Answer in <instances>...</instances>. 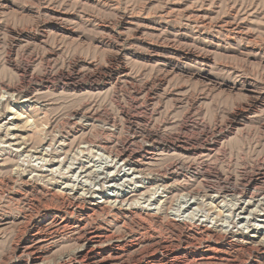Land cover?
Wrapping results in <instances>:
<instances>
[{
	"label": "rangeland",
	"instance_id": "1",
	"mask_svg": "<svg viewBox=\"0 0 264 264\" xmlns=\"http://www.w3.org/2000/svg\"><path fill=\"white\" fill-rule=\"evenodd\" d=\"M34 186L110 208L66 214L39 264H65L80 219L120 264H264L232 244H264V0H0V264L36 263L33 204L60 206Z\"/></svg>",
	"mask_w": 264,
	"mask_h": 264
},
{
	"label": "bare ground",
	"instance_id": "2",
	"mask_svg": "<svg viewBox=\"0 0 264 264\" xmlns=\"http://www.w3.org/2000/svg\"><path fill=\"white\" fill-rule=\"evenodd\" d=\"M12 91V90H11ZM13 96V95H12ZM25 97H27L25 95ZM28 100V99H27ZM12 141V140H11ZM12 143V142H11ZM105 147V146H104ZM16 148V147H15ZM120 154V153H119ZM125 155H120L119 158H123ZM125 159V158H124ZM123 159V160H124ZM127 159V158H126ZM122 160V161H123ZM134 160V158H133ZM116 161V160H115ZM138 162V161H137ZM129 163V162H128ZM140 163V162H139ZM126 165V164H125ZM131 166L132 168V164H128ZM82 168V167H81ZM115 168V167H114ZM136 169V168H135ZM82 171V170H81ZM136 171V170H135ZM77 172V171H75ZM74 172V173H75ZM80 172V171H78ZM106 172V171H105ZM129 172V171H128ZM87 173V171H86ZM103 173V172H102ZM77 174V173H76ZM96 174V173H95ZM139 174V173H138ZM255 174V172H254ZM82 175V174H81ZM91 175V174H90ZM137 175V174H135ZM100 176V175H99ZM92 178V177H91ZM248 178V177H247ZM250 179V178H249ZM95 180V179H94ZM255 180V179H254ZM52 181V180H51ZM138 181V180H137ZM248 181V180H247ZM250 181V180H249ZM112 182V181H111ZM111 184V183H110ZM245 185V184H244ZM40 186V185H39ZM65 186V185H64ZM66 187V186H65ZM74 187V186H73ZM117 187V186H116ZM42 188V187H41ZM170 188V187H169ZM236 188V187H234ZM251 188V187H250ZM63 189V188H62ZM73 189V188H71ZM171 189V188H170ZM226 189V188H225ZM257 189V188H255ZM262 189V188H261ZM31 191V189H29ZM33 192H36V193H41V198H43L42 201H51V202H58L59 203V206L60 207H56L54 209H51V208H48V206H51L53 207L52 205H50L48 202L47 206L45 207V205L41 204L39 205L38 202L34 203V205H38L37 207H35V217L37 219V221H32V218L33 216H31V218H29V222H30V225H31V230H32V233L29 235L28 239L23 243L22 245V251L25 252L26 254H29L32 258V260L36 263H38L37 261H42L44 258H43V248H42V244L44 243V241L46 239H48L49 237H52L53 235H56L58 234L60 231L64 230L65 228H67L69 225V219L67 220L65 218V215L68 214L69 212L70 213H75L77 214V216L79 218H83L84 216H88L89 213L93 214V213H96V212H104V211H109L110 208L106 205V204H102L100 205L99 203H94L93 201L90 200V204H89V208L88 209H83L82 208V205L81 202L84 201L81 197H78L73 194H68L67 192H63L58 194L56 193H52L51 190L49 193V191L47 190H43V189H39L38 187H33ZM54 190V189H53ZM74 190V189H73ZM69 191V190H68ZM260 191V190H259ZM54 192V191H53ZM70 192V191H69ZM72 192V191H71ZM70 192V193H71ZM78 192V191H77ZM233 194L235 193L234 191H231ZM81 193V192H79ZM169 193V192H168ZM187 193V192H186ZM218 193V192H217ZM242 193V192H241ZM96 194V193H95ZM118 195H113V196H110L111 198L114 199L113 202H121L124 200H126L125 197V194H119L117 193ZM204 194V193H203ZM208 194V193H207ZM252 194H255L252 193ZM258 195V193H256ZM191 195V194H190ZM194 195V194H193ZM210 195V194H209ZM216 195V194H215ZM232 195V194H230ZM240 195V194H239ZM256 195V196H257ZM71 196V197H69ZM81 196V194L79 195ZM183 196V195H182ZM194 197V196H192ZM85 198V196H84ZM109 198V197H108ZM187 198V197H186ZM112 199V200H113ZM189 199V198H188ZM199 199V198H198ZM209 199V198H208ZM40 200V199H39ZM185 200V199H184ZM249 201V200H248ZM34 202V201H33ZM85 202V201H84ZM112 202V201H111ZM110 202V203H111ZM122 202V204H123ZM127 202V201H126ZM192 202V201H191ZM42 203V202H41ZM46 203V202H45ZM88 203V202H87ZM109 203V204H110ZM128 203V202H127ZM32 204V203H31ZM112 204V203H111ZM121 204V203H120ZM121 204V205H122ZM255 204V203H254ZM43 205V206H42ZM182 205V204H181ZM180 205V206H181ZM116 206V205H115ZM119 206V205H117ZM126 206V205H125ZM125 206L122 208V207H117L115 209V212L118 213V214H128L129 212V209L125 208ZM128 207V206H127ZM234 207V206H233ZM115 208V207H113ZM257 208V207H256ZM132 209V208H131ZM136 210V209H135ZM134 210V211H135ZM152 211V210H151ZM150 211V212H151ZM231 211V210H230ZM176 212V211H175ZM115 213V215H116ZM140 213V212H139ZM145 213V212H144ZM187 213V212H186ZM196 213V211H195ZM33 214V213H31ZM72 214V215H73ZM99 214V213H98ZM107 214V213H106ZM112 214V213H110ZM134 214V213H133ZM136 214V213H135ZM155 214V213H154ZM153 214V216H154ZM157 214V213H156ZM34 215V214H33ZM94 215V214H93ZM104 215V214H103ZM114 215V214H112ZM111 215V216H112ZM137 215V214H136ZM147 215V214H146ZM176 215V214H175ZM92 216V215H91ZM122 216V215H121ZM131 216V215H130ZM139 216V215H137ZM151 216V215H150ZM149 216V217H150ZM194 216V215H193ZM253 216V215H252ZM68 217V216H67ZM76 217V216H75ZM94 217V216H93ZM135 217V216H134ZM142 217V216H141ZM147 217V216H146ZM145 217V218H146ZM185 217V216H184ZM78 218V219H79ZM87 218V217H86ZM119 218V217H118ZM143 218V217H142ZM148 218V217H147ZM154 218V217H153ZM187 218V217H186ZM180 219V218H175L174 220L170 221L171 222V225L173 227H179L181 228L182 232H187L188 234L189 233H193L192 230H191V227L187 226L189 222L185 221L187 219ZM80 219V220H81ZM85 219V218H84ZM89 219V218H88ZM93 219V218H92ZM134 219V218H133ZM144 219V218H143ZM206 219V218H205ZM78 223H75V228H74V231H75V236L74 239H75V242L78 244L77 248L74 249V251L71 253V257L68 256L66 259V262L65 264H120L121 260L124 259L122 256H123V249L125 248V243L121 240H118L120 238L117 239V241L113 238H107L108 237V234H107V237L105 236H102L101 235V232L99 231L98 228L100 227H95L91 225V227H88L86 224L83 223V221L81 220ZM138 220V219H137ZM139 220H140V216H139ZM148 220V219H147ZM156 220V218H155ZM229 220V219H228ZM87 221V220H86ZM131 221V220H130ZM133 221V220H132ZM143 221V220H142ZM149 221V220H148ZM136 222V221H135ZM151 222V221H149ZM148 222V223H149ZM141 223V222H140ZM143 223V222H142ZM97 224V223H96ZM150 224V223H149ZM154 224V223H153ZM167 224V223H166ZM190 224V223H189ZM199 224V223H198ZM136 225V224H135ZM145 225V224H144ZM192 225V224H191ZM190 225V226H191ZM203 224H200L199 226L201 227L200 230L201 232H203L204 234H207L208 236H211L213 237V240L214 238H221V237H226V234L224 232L226 231H222L223 234H221L220 232H214L213 230H208V227H205V226H202ZM167 226V225H166ZM170 226V228L172 227ZM194 226V225H193ZM211 226V225H210ZM71 227V226H70ZM143 227V226H142ZM198 227V225H197ZM228 227V226H227ZM138 228V227H137ZM169 228V229H170ZM196 228V226L194 227ZM210 228V227H209ZM213 228V227H212ZM69 229V228H68ZM139 229V228H138ZM137 229V230H138ZM168 229V228H167ZM174 229V228H173ZM178 229V228H177ZM176 229V230H177ZM257 229V228H256ZM147 230V229H146ZM139 231V230H138ZM149 231V230H148ZM169 231V230H168ZM194 231V230H193ZM46 232L47 235L44 236L43 233ZM130 232V231H129ZM145 232V231H144ZM151 232V231H150ZM181 232V233H182ZM196 232V230L194 231ZM103 233V232H102ZM139 233V232H138ZM186 233V234H187ZM71 234V233H70ZM144 234V233H143ZM240 234V233H239ZM104 235V234H103ZM111 235V234H110ZM109 235V236H110ZM129 235V234H128ZM142 235V233H141ZM149 235V233H148ZM182 235V234H181ZM193 235V234H191ZM191 235L189 237H191ZM206 235V236H207ZM112 236V235H111ZM110 236V237H111ZM146 237V235H144ZM154 236V235H153ZM202 236V235H201ZM58 237V236H57ZM69 237V236H68ZM72 237V236H71ZM72 237V238H73ZM128 237V236H127ZM188 237V239H189ZM123 238V237H122ZM155 238V237H154ZM180 238V237H179ZM195 238V236H194ZM199 238V237H198ZM206 238V237H205ZM204 238V239H205ZM54 239V238H53ZM70 239V238H69ZM109 239V240H108ZM125 239V238H124ZM145 238H143L144 240ZM187 239V238H186ZM203 239V238H202ZM73 240V239H72ZM71 240V241H72ZM132 240V239H131ZM135 240V239H134ZM140 240V239H139ZM158 240V239H157ZM198 240V239H197ZM212 240V239H211ZM225 240V239H224ZM235 241V239H233ZM264 240V239H263ZM49 241V240H48ZM129 241V240H128ZM136 241V240H135ZM161 241V240H160ZM183 241V240H182ZM201 241V240H200ZM216 241V240H215ZM218 241V240H217ZM216 241V242H217ZM131 242V241H130ZM140 242V241H139ZM237 242V241H236ZM46 243V242H45ZM138 243V242H137ZM182 243V242H181ZM184 243V242H183ZM190 243V241H189ZM249 243V242H248ZM131 244V243H130ZM133 244V243H132ZM131 244V245H132ZM140 244V243H139ZM144 244V243H143ZM171 243H169L170 245ZM188 244V243H187ZM186 244V245H187ZM192 244V243H191ZM232 244L234 245V248H237V249H240L241 250H255V251H264V244L263 243H259L257 246H255V248L253 247H244L242 244L240 245L239 244H234L232 242ZM150 245V244H149ZM158 245V244H157ZM168 245V244H167ZM179 245V244H178ZM190 245V244H188ZM210 245V244H209ZM248 245V244H247ZM254 245V244H253ZM160 246V245H159ZM158 246V247H159ZM163 245L161 244V247ZM166 246V244H165ZM175 246V245H174ZM191 246V245H190ZM231 247V246H230ZM167 248V247H165ZM191 248V247H190ZM134 249V248H133ZM144 249V248H143ZM156 249V248H155ZM168 249V248H167ZM177 249V248H176ZM196 249V248H195ZM215 249V248H214ZM213 249V250H214ZM236 249V250H237ZM45 250V249H44ZM140 250V249H139ZM172 250V248H171ZM212 249L209 248L208 246L206 247V249H204V251L200 254V255H197L195 256L194 254H176V253H170L166 258L163 259V262L166 261L167 262H170V263H174V264H182L184 262H186L187 264V261H191V262H197L198 263H214L216 262L219 258L216 257V253L212 252L211 251ZM223 250V249H222ZM127 251V250H126ZM144 251V250H143ZM152 251V250H151ZM173 251V250H172ZM215 251V250H214ZM218 251V249H217ZM226 251V250H224ZM147 252V251H146ZM154 252V251H152ZM151 252V253H152ZM194 252V251H193ZM220 252V251H219ZM24 253V254H25ZM150 253V254H151ZM167 253V252H166ZM228 253V252H227ZM231 253V252H230ZM127 254V253H126ZM250 254V253H249ZM46 255V254H45ZM252 256V255H251ZM141 257V256H139ZM253 257V256H252ZM43 258V259H42ZM27 259H29L27 257ZM222 259V257H221ZM133 260V259H132ZM162 260V259H161ZM230 260V259H228ZM233 260V259H232ZM231 260V261H232ZM235 260V259H234ZM255 260V259H254ZM141 261V260H140ZM148 261V260H147ZM221 261V260H220ZM219 261V262H220ZM224 263H225V259L222 260ZM258 261V260H257ZM123 262V261H122ZM262 262V261H261ZM260 262V263H261ZM35 263V264H36ZM192 263V264H193ZM222 263V262H221ZM263 263V262H262ZM33 264V263H32ZM39 264V263H38ZM42 264V263H40ZM128 264V263H127ZM133 264V263H132ZM162 264V263H161ZM169 264V263H168ZM190 264V263H189ZM195 264V263H194Z\"/></svg>",
	"mask_w": 264,
	"mask_h": 264
}]
</instances>
